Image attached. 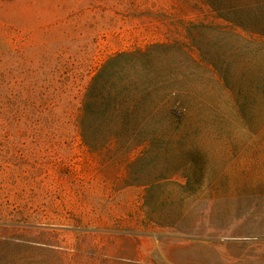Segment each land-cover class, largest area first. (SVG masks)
<instances>
[{"label":"rangeland","instance_id":"rangeland-1","mask_svg":"<svg viewBox=\"0 0 264 264\" xmlns=\"http://www.w3.org/2000/svg\"><path fill=\"white\" fill-rule=\"evenodd\" d=\"M229 17L206 0H0V264H264V36ZM176 38L198 61L151 58L195 79L177 128L84 139L97 68Z\"/></svg>","mask_w":264,"mask_h":264},{"label":"trees","instance_id":"trees-1","mask_svg":"<svg viewBox=\"0 0 264 264\" xmlns=\"http://www.w3.org/2000/svg\"><path fill=\"white\" fill-rule=\"evenodd\" d=\"M253 1L206 0L215 17L235 22L229 17L233 14L240 22L233 23L235 26L254 28L264 36V11ZM224 8L230 15L222 13ZM196 46L176 38L110 55L79 89L75 125L80 135L84 139L164 137L176 129L189 110L188 96L195 88V79L183 65L154 63L151 51L177 48L198 61L194 56ZM174 119L179 120L177 125Z\"/></svg>","mask_w":264,"mask_h":264}]
</instances>
